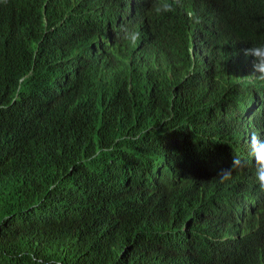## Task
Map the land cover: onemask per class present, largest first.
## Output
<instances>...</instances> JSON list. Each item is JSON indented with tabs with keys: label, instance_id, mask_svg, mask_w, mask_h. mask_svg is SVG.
<instances>
[{
	"label": "trees",
	"instance_id": "trees-1",
	"mask_svg": "<svg viewBox=\"0 0 264 264\" xmlns=\"http://www.w3.org/2000/svg\"><path fill=\"white\" fill-rule=\"evenodd\" d=\"M252 44L264 0H0V264H264Z\"/></svg>",
	"mask_w": 264,
	"mask_h": 264
},
{
	"label": "clouds",
	"instance_id": "clouds-1",
	"mask_svg": "<svg viewBox=\"0 0 264 264\" xmlns=\"http://www.w3.org/2000/svg\"><path fill=\"white\" fill-rule=\"evenodd\" d=\"M174 3H179V0H174ZM154 10L158 14H160L162 11L171 12L174 11V5L173 3H167L163 6V9L154 5ZM259 14V7L255 5L245 20L256 19L258 18ZM188 15L190 18L194 17L196 23L200 22V17L192 11H189ZM129 36L131 37L132 41H136L139 37V33H129L126 31L125 39H127ZM243 53L246 57L251 58L248 60L253 68V72L250 76L256 80L264 81V44H252L250 47L243 49ZM252 130L250 129L248 133V155L251 157V163L254 165L252 169L254 168L253 173L256 178L258 191L264 192V136H261L256 132L252 133ZM248 165V160H244L240 156L233 155L231 164L227 168L220 169L216 175L221 183H225L232 179L234 172L243 170L244 168L248 167Z\"/></svg>",
	"mask_w": 264,
	"mask_h": 264
}]
</instances>
